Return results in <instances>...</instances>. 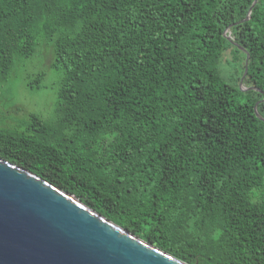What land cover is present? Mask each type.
<instances>
[{
  "label": "trees",
  "instance_id": "trees-1",
  "mask_svg": "<svg viewBox=\"0 0 264 264\" xmlns=\"http://www.w3.org/2000/svg\"><path fill=\"white\" fill-rule=\"evenodd\" d=\"M253 1L0 0V77L40 43L60 76L51 119L0 118V159L187 264H264V0L245 20Z\"/></svg>",
  "mask_w": 264,
  "mask_h": 264
},
{
  "label": "water",
  "instance_id": "water-1",
  "mask_svg": "<svg viewBox=\"0 0 264 264\" xmlns=\"http://www.w3.org/2000/svg\"><path fill=\"white\" fill-rule=\"evenodd\" d=\"M223 35L233 43L227 30ZM248 58L246 54L245 65ZM0 264L187 263L114 224L74 195L0 159Z\"/></svg>",
  "mask_w": 264,
  "mask_h": 264
},
{
  "label": "rangeland",
  "instance_id": "rangeland-1",
  "mask_svg": "<svg viewBox=\"0 0 264 264\" xmlns=\"http://www.w3.org/2000/svg\"><path fill=\"white\" fill-rule=\"evenodd\" d=\"M230 59L231 49H226L220 65L225 68L226 74L235 75L234 67L228 62ZM50 64L49 49L40 43L32 58L17 60L7 76L4 79L0 77V118L7 110L11 116L17 117L35 113L47 120L54 116L60 76ZM38 72H44L39 88L29 89L28 80Z\"/></svg>",
  "mask_w": 264,
  "mask_h": 264
}]
</instances>
